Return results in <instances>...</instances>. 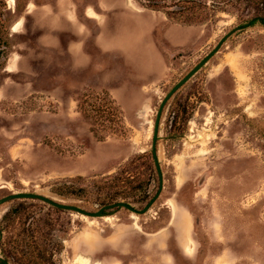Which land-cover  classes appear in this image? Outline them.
I'll use <instances>...</instances> for the list:
<instances>
[{"label": "rangeland", "instance_id": "obj_1", "mask_svg": "<svg viewBox=\"0 0 264 264\" xmlns=\"http://www.w3.org/2000/svg\"><path fill=\"white\" fill-rule=\"evenodd\" d=\"M30 1L8 0L4 11L9 30L17 19L22 22L12 27L7 57L0 62V199L36 193L96 212L111 192L105 180L122 170L146 184L138 197L146 193L152 199L159 188L151 154L160 104L224 36L242 27L237 13L220 12L203 24L184 25L138 0L130 4L141 14L129 11L127 0H105L110 9L98 28L87 22L95 34L84 38L87 58L55 63L63 65L54 76L41 61L49 51L39 45L46 32L40 16L24 15ZM92 5L101 7L98 0ZM22 25L21 35L13 36ZM71 35L77 36L62 22L54 37L62 44ZM18 56L21 63L9 74L11 59ZM26 58L31 59L28 69ZM186 98L194 109L183 136L172 138V104ZM157 150L164 188L147 215L122 208L91 218L37 200L9 201L0 206V258L30 264L23 217L34 213L60 239L40 243L49 259L45 264H74L78 256L101 264L106 258L144 264L134 252L111 253L103 237L118 225H133L136 233L124 234V242L137 238L142 245L138 234L156 217L153 210L168 201L174 216L176 203L191 209L199 246L193 264H264V25L233 33L168 101ZM133 206L142 210L145 204ZM8 212L15 214L3 219ZM85 233L93 239L80 241Z\"/></svg>", "mask_w": 264, "mask_h": 264}, {"label": "crops", "instance_id": "obj_2", "mask_svg": "<svg viewBox=\"0 0 264 264\" xmlns=\"http://www.w3.org/2000/svg\"><path fill=\"white\" fill-rule=\"evenodd\" d=\"M98 1L101 4L100 8L92 5L93 0H32L30 1L32 3L25 7L24 15L40 16L38 18L41 20V27L46 29V32L38 40L39 45L49 51L48 56H44L41 60L49 64L47 74H49L50 69L54 76L61 72L63 64L58 67L55 63L60 65L63 60H66L72 65L87 58L83 54L84 38L89 37L91 34L95 37L92 26L98 28L99 22L102 21L101 18L104 16L103 12L105 9L108 11L110 9L109 4H111L105 0ZM130 3L131 1L127 0V9L136 14H141L140 10L134 9ZM90 21L93 23L91 27V23L87 25V22ZM18 22H22L20 18L13 23L10 31ZM62 22L69 25L77 36L71 35L68 39L65 38V42L60 44L55 39L54 34L61 30ZM22 29L23 25L19 32H13V36L21 35ZM100 39V37L99 39L96 37L97 46L100 45ZM35 59L34 56L33 61ZM20 63L19 56L15 62L12 58L10 65L14 64V72L8 73L14 74ZM23 64L25 68L28 66L30 68L31 59H27ZM176 205V216L173 215L172 206L168 201L160 204L157 207L158 209L153 210V212H157L156 217H151L152 219L146 223L147 226L142 229L141 233H137L139 235L137 236L138 239L144 240L142 245L136 241L137 238L125 243L124 234L129 235L132 231L136 233V230H134L133 225L121 224L113 232L103 237L106 249L122 257L134 252L138 256H142L144 264H193L197 262L199 246L198 241L195 239L194 217L187 205L181 203H176ZM189 247L192 250L191 253L187 252ZM118 262L115 258H111V261H109V258L105 259V264H116Z\"/></svg>", "mask_w": 264, "mask_h": 264}, {"label": "trees", "instance_id": "obj_3", "mask_svg": "<svg viewBox=\"0 0 264 264\" xmlns=\"http://www.w3.org/2000/svg\"><path fill=\"white\" fill-rule=\"evenodd\" d=\"M8 0H0V62L7 57L10 38V30L5 27V9L7 8ZM145 8L155 12H162L169 20L184 25H197L203 24L216 14L229 13L236 14L241 21L242 27H250L256 23L264 25V0H138ZM240 27V28H242ZM6 35V41L3 40V36ZM193 106L189 104V98L184 101L174 102L172 104V119L170 121V129L172 131V138H181L185 131V125L187 124ZM153 163L156 167L153 152L151 154ZM140 158L132 160L128 165L133 166ZM157 171V168H156ZM158 174V172H157ZM159 177V176H158ZM106 189L111 192L105 194L102 200L101 208L114 204L116 202H125L131 205L145 204V206L154 198L148 200V196L144 193V196L138 197L137 191L143 190L146 184L141 181L137 176L131 175L129 170H122L117 175L105 180ZM148 186V183H147ZM159 190V188H158ZM40 201V200H37ZM42 202V201H41ZM46 204V203H45ZM52 207V206H51ZM55 208V207H52ZM62 210L59 208H55ZM122 209V208H116ZM111 210V211H114ZM111 211H106L105 216L109 215ZM11 214L15 212H8L3 219L11 218ZM8 217V218H7ZM11 221V219L9 220ZM23 223L27 226L28 232L27 246L29 247L31 255L30 264H45L49 262V259L43 255L41 250V242L48 240L52 241L54 237L49 231L46 230V222L35 216L34 213L26 214L23 217ZM49 226V225H48ZM53 236V237H52ZM49 238V239H48ZM53 242H60L59 238L53 240ZM22 247V246H20ZM23 248V247H22ZM39 255V256H37ZM8 257L6 256V259Z\"/></svg>", "mask_w": 264, "mask_h": 264}, {"label": "water", "instance_id": "obj_4", "mask_svg": "<svg viewBox=\"0 0 264 264\" xmlns=\"http://www.w3.org/2000/svg\"><path fill=\"white\" fill-rule=\"evenodd\" d=\"M244 28L245 27L237 28L236 30H233L231 33L224 36L220 40V42L217 44V46L201 62H199V64L196 65L186 76H184L182 78V80L180 82H178L172 88V90L166 95L164 100H162L160 107L157 111L156 119H155L153 142H152V152L154 155V160H155V164H156V168H157V172H158V176H159V190H158L157 194L154 196V198L142 210H137L133 205L125 203V202H116L114 204L106 205V206L100 208L96 212H90V211L83 210L77 206L61 203V202L52 200L46 196L36 194V193L10 194L9 196H6V197L0 199V206L2 204H5V203H7L9 201H13V200H40V201L48 204L49 206L59 208L62 210H66V211L75 212L77 214L84 215V216L91 217V218H103L105 216L104 214L106 211H111V210H114L116 208H124V209H126L132 213H135L139 216L147 215L152 210V207L155 204V202L159 199V197L163 191V188H164L163 175H162L161 167L159 164L158 150H157V140L159 137L160 122H161V117H162L164 107L166 106L168 101L175 95V93L178 92L186 83H188L219 52L220 48L223 46V44L226 42V40L233 33H235L236 31H240ZM2 237H3V232L0 228V240L2 239ZM0 264H9V262L3 258H0Z\"/></svg>", "mask_w": 264, "mask_h": 264}, {"label": "bare ground", "instance_id": "obj_5", "mask_svg": "<svg viewBox=\"0 0 264 264\" xmlns=\"http://www.w3.org/2000/svg\"><path fill=\"white\" fill-rule=\"evenodd\" d=\"M11 1H14V0H11ZM17 30H18V29H17ZM8 71H9V72H14V68H13L12 66H10V67L8 68ZM149 123L151 124V122H149ZM171 203H172V202H171ZM171 203H170V204H171ZM0 216H1V214H0ZM132 218L134 219L135 227H136V228H139V226H138V224H137V221H136V220L138 219V217H137L136 215H132ZM106 220H111V218H110V217H107ZM139 229H140V228H139ZM91 239H93V238H91ZM91 239H90V234H89V233H85V234L81 235L80 238H79L80 241L91 240ZM187 252H188V253H191V248H190V247L187 248ZM77 256H78V255H77ZM74 264H101V263H97V262L93 263L92 260H91V258H89V257L78 256V257L75 259Z\"/></svg>", "mask_w": 264, "mask_h": 264}, {"label": "snow or ice", "instance_id": "obj_6", "mask_svg": "<svg viewBox=\"0 0 264 264\" xmlns=\"http://www.w3.org/2000/svg\"><path fill=\"white\" fill-rule=\"evenodd\" d=\"M13 31H15V29H13Z\"/></svg>", "mask_w": 264, "mask_h": 264}]
</instances>
